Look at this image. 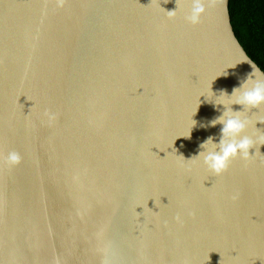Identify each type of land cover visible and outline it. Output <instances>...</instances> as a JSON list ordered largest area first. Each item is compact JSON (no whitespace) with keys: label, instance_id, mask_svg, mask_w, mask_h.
Here are the masks:
<instances>
[{"label":"water","instance_id":"95a60500","mask_svg":"<svg viewBox=\"0 0 264 264\" xmlns=\"http://www.w3.org/2000/svg\"><path fill=\"white\" fill-rule=\"evenodd\" d=\"M260 82L229 0H0V264H264V145L196 158Z\"/></svg>","mask_w":264,"mask_h":264},{"label":"clouds","instance_id":"9594fccd","mask_svg":"<svg viewBox=\"0 0 264 264\" xmlns=\"http://www.w3.org/2000/svg\"><path fill=\"white\" fill-rule=\"evenodd\" d=\"M202 11L203 9L197 3L193 9V21L197 19L198 15ZM169 14L174 15V12H169ZM243 88V92H241L240 89H234L232 99H224L222 97L217 101V103H236L252 108H256L261 104H264V82L255 83L252 87H249V84L246 83L243 85ZM45 115L48 116L49 121L55 119L54 114L46 112ZM192 121L193 123L191 128L195 126V121ZM215 123L222 124L220 152L217 153L209 149L206 153L201 152L196 158L198 160L202 158L204 163L207 165V168L217 175L226 170L231 159L236 157L249 159L253 156L250 155L249 152L251 148L255 147L257 152L259 151L258 146L264 145V135L258 136L256 139H253L252 136L249 135H241L250 122L246 119L242 120L239 112L233 113L231 110L226 111L222 116L218 117L217 120L213 121V124ZM188 136H190V133ZM209 144H212L211 138H209V140L206 141L202 147L207 149ZM7 159L10 164L15 165L20 162L21 157L18 153L13 151L8 154ZM177 219H179V217H177Z\"/></svg>","mask_w":264,"mask_h":264},{"label":"trees","instance_id":"16d2710c","mask_svg":"<svg viewBox=\"0 0 264 264\" xmlns=\"http://www.w3.org/2000/svg\"><path fill=\"white\" fill-rule=\"evenodd\" d=\"M229 14L240 44L264 71V0H229Z\"/></svg>","mask_w":264,"mask_h":264}]
</instances>
